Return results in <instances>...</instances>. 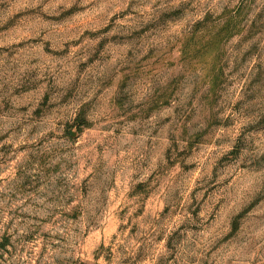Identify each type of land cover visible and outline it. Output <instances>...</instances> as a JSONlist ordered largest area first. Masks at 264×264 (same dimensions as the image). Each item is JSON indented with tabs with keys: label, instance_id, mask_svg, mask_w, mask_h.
Segmentation results:
<instances>
[{
	"label": "rangeland",
	"instance_id": "374dc122",
	"mask_svg": "<svg viewBox=\"0 0 264 264\" xmlns=\"http://www.w3.org/2000/svg\"><path fill=\"white\" fill-rule=\"evenodd\" d=\"M0 264H264V0H0Z\"/></svg>",
	"mask_w": 264,
	"mask_h": 264
}]
</instances>
